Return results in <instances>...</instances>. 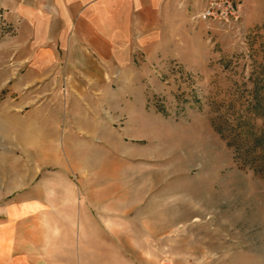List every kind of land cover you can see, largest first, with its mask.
<instances>
[{
    "label": "rangeland",
    "instance_id": "rangeland-1",
    "mask_svg": "<svg viewBox=\"0 0 264 264\" xmlns=\"http://www.w3.org/2000/svg\"><path fill=\"white\" fill-rule=\"evenodd\" d=\"M260 1L251 0L252 17L237 24L191 21L197 36L186 51L139 58L138 106L114 121L129 124L133 139L127 145L124 135L118 178L71 177L92 205L85 264H264ZM14 34L0 13V112L19 95L7 87L22 69L3 53ZM45 123L52 139L67 140L65 115L53 112ZM29 132L38 131L32 124ZM1 139H11L9 126L0 124ZM9 167L0 164V173ZM98 204L104 211L93 210Z\"/></svg>",
    "mask_w": 264,
    "mask_h": 264
},
{
    "label": "crops",
    "instance_id": "crops-1",
    "mask_svg": "<svg viewBox=\"0 0 264 264\" xmlns=\"http://www.w3.org/2000/svg\"><path fill=\"white\" fill-rule=\"evenodd\" d=\"M250 2L242 0L241 18L252 17ZM201 7V0H0L15 30L3 53L22 69L7 87L19 95L0 112L11 133L0 140V164L10 165L0 173V264H85L92 205L71 177L118 178L124 135L127 145L133 139L129 124L114 121L138 106L139 58L186 51L197 36L190 17ZM53 112L68 118L67 140L49 134Z\"/></svg>",
    "mask_w": 264,
    "mask_h": 264
},
{
    "label": "built area",
    "instance_id": "built-area-1",
    "mask_svg": "<svg viewBox=\"0 0 264 264\" xmlns=\"http://www.w3.org/2000/svg\"><path fill=\"white\" fill-rule=\"evenodd\" d=\"M200 11L190 17L192 22L237 24L241 19V4L237 0H201Z\"/></svg>",
    "mask_w": 264,
    "mask_h": 264
}]
</instances>
